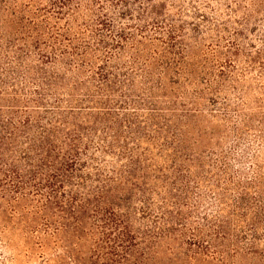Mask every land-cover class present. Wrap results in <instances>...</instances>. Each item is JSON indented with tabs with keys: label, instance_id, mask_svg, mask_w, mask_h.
<instances>
[{
	"label": "trees",
	"instance_id": "obj_1",
	"mask_svg": "<svg viewBox=\"0 0 264 264\" xmlns=\"http://www.w3.org/2000/svg\"><path fill=\"white\" fill-rule=\"evenodd\" d=\"M15 255L264 264V0H0Z\"/></svg>",
	"mask_w": 264,
	"mask_h": 264
},
{
	"label": "rangeland",
	"instance_id": "obj_2",
	"mask_svg": "<svg viewBox=\"0 0 264 264\" xmlns=\"http://www.w3.org/2000/svg\"><path fill=\"white\" fill-rule=\"evenodd\" d=\"M246 35H247V33H246ZM247 39L249 41H252V43H254L253 46L257 45L256 42L253 40L254 39V33L252 35H247ZM14 257H15L14 261L11 263H9V262L6 263L5 261H2V258H0V264H29V263H27V261H25L23 258H21V255H15ZM39 263H40L39 261H34V263H32V264H39Z\"/></svg>",
	"mask_w": 264,
	"mask_h": 264
}]
</instances>
